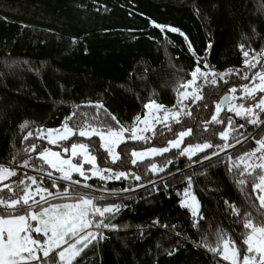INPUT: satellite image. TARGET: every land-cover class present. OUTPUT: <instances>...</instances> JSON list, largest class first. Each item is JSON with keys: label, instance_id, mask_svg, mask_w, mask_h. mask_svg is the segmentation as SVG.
Wrapping results in <instances>:
<instances>
[{"label": "trees", "instance_id": "1", "mask_svg": "<svg viewBox=\"0 0 264 264\" xmlns=\"http://www.w3.org/2000/svg\"><path fill=\"white\" fill-rule=\"evenodd\" d=\"M153 21L183 32L202 58L201 67L207 62L216 72L242 68L241 44L246 50H264V0H0V164L10 162L15 169L28 160L34 171L17 172L6 182L15 194L20 190L19 180L30 183L27 176H32L40 181L48 170L37 156L40 151L60 150L37 139V129H59L73 113L68 121L73 128L116 126L108 113L129 127L137 115L143 117L144 104L150 100L166 108L176 104V90L191 79L197 57L184 36L167 28L162 32ZM197 83L203 99L184 101L190 115L181 114L180 123L169 120L171 132L156 124L155 135L144 133L151 138L149 143H121L116 163L97 136L74 135L61 143V147L85 143L101 168L141 177L86 181L94 189L121 194L96 201L100 206L118 205L119 210L105 214L102 219L110 227L97 229L103 238L88 246L73 264H226L203 245H214L220 231L239 243L243 215H234L229 205L242 214L251 213L254 219H264L252 192V178L241 186L238 172L229 171V157L235 160L252 151L255 141L264 136V125L260 127L264 112L257 110L259 121L251 124L225 109L220 113L225 123L208 124L205 131V121L211 119L220 98L248 81L233 75L228 83L207 87H202V80ZM236 103L249 106L252 102ZM97 104L104 107L97 109ZM228 117L237 125L228 141L235 146L212 156L225 145L219 133L227 127ZM189 128L192 135L181 148L205 142L220 147L191 158L171 149L131 163L132 150L167 146L174 132ZM29 132L33 135L25 140ZM237 138L242 143L236 144ZM32 144L37 145L36 152L26 151ZM206 155L210 159H204ZM153 163L163 171H150ZM189 177L199 202L197 217L181 206ZM73 179L82 178L73 173ZM51 183L48 179V188L55 192ZM56 183L68 186L64 180ZM0 195L11 197L7 190Z\"/></svg>", "mask_w": 264, "mask_h": 264}, {"label": "snow or ice", "instance_id": "2", "mask_svg": "<svg viewBox=\"0 0 264 264\" xmlns=\"http://www.w3.org/2000/svg\"><path fill=\"white\" fill-rule=\"evenodd\" d=\"M154 27L160 28L163 32L165 28L171 32H179L188 42L189 51L196 58V67L189 73L191 79L180 85L176 90V104L172 108H166L156 101L150 100L144 104L147 110L143 117L137 115L133 124L129 127L121 125L114 115L111 120L115 121L116 126L107 124L106 127H96L90 124L78 128L70 127L68 121L72 115L68 116L59 129H37L36 138L46 140L48 144L60 148L59 151H53L51 148H44L37 156L48 166L50 171H46L48 178L52 179L50 191L48 187L41 186L36 177L27 176L31 184H25L23 179L17 183V188L23 185L22 195H16L15 190L10 184L4 183L11 177L17 176L14 168L0 164V192L7 190L13 192L11 197L0 195V264H73L78 257L92 241L103 238L102 233L95 232L92 229H101L110 227L102 219L107 213H113L119 210L118 205L100 206L96 203L97 199L104 197H95L89 193H81L79 188L91 189L92 186L86 181L92 177H99L101 180H120L127 179L129 175L139 180L141 177L124 171L114 172L109 168H101L92 154L91 149L85 143L73 142L70 146L61 147V142L69 141L74 135L91 139L93 136L99 137L100 146L111 157L112 163L120 159V154L116 148L127 140L150 142V137L145 136V132L151 131L155 135V125L163 124L168 131H173L168 121L180 123L181 114L190 115L184 105L185 100L195 101L203 99L201 94V85L198 81L216 84L217 77L228 83L225 77L233 75L239 76L240 79L248 81L240 86L232 87L228 93L221 97L215 104V112L211 119L205 121L204 130L207 131L208 124H223L224 119L220 113L225 109L228 112L235 113L236 116L246 119L247 123L257 124L259 121V112H264V50L256 52L255 50H246L243 44L239 45L240 51L244 57L242 68H229L224 72H216L207 62L201 67L202 58L198 57L191 42L187 36L180 32L179 29L171 26H164L152 22ZM250 51L253 53L250 55ZM203 69H207L204 71ZM258 69V70H256ZM256 70V71H253ZM251 74V75H250ZM180 89H183L181 91ZM188 89H191L189 92ZM241 94L237 96V92ZM240 101H251L249 106ZM97 109L104 106L95 105ZM207 107V106H205ZM175 109V110H173ZM107 113V109H104ZM161 113L163 115H161ZM143 125V127H141ZM27 127V122L21 125V128ZM242 128L244 125H239ZM237 125L232 117L227 118V127L219 133L220 139L225 141L221 148L234 147V144L228 143L230 132L235 131ZM129 133V135H125ZM33 135L29 132L24 139L27 140ZM174 139L167 141L164 147H149L143 151H131L132 164L137 161H143L153 156H162L171 149H179L180 155H188L189 158L197 152H203L205 149L220 147L205 142L203 144L189 145L181 148L185 138L192 135V129L182 130L173 133ZM242 143L241 139H236V144ZM257 147L252 151H246L238 156L235 160L229 157L231 163L229 171L236 170L241 177L238 183L241 186L247 184L248 179L252 178V192L255 199L259 202V208L264 210V138L255 141ZM37 145L32 144L26 151L36 152ZM70 155H67L69 154ZM212 155H218L214 152ZM204 159H210L205 156ZM256 161H259L257 163ZM170 163V161H169ZM85 165H90L85 168ZM22 167H30L29 161L25 160ZM44 171V169H40ZM150 171H163V168H157L156 164H151ZM53 173H59L58 177L53 178ZM73 173L78 174L81 180H74ZM90 173V175H89ZM107 173V175H106ZM56 179L69 182L68 186L58 185ZM36 185L35 189L32 186ZM75 185V187H72ZM191 178H188V186L183 192L181 206L188 207L194 217L198 216L199 202L192 192ZM128 189H125L127 191ZM38 197V199H37ZM53 200H63V203H53ZM232 213L236 216L243 215L240 241L231 237L228 233L220 231L216 234L215 244L204 243L208 251L219 257L226 264H264V219H254L251 213L242 214L238 208L229 205ZM264 215V212H262ZM100 218V219H97ZM202 218V217H201ZM194 226L198 223L194 222ZM172 253L170 252L169 255Z\"/></svg>", "mask_w": 264, "mask_h": 264}, {"label": "rangeland", "instance_id": "3", "mask_svg": "<svg viewBox=\"0 0 264 264\" xmlns=\"http://www.w3.org/2000/svg\"><path fill=\"white\" fill-rule=\"evenodd\" d=\"M189 92L191 91V89L190 90H188ZM147 111V110H146ZM264 125V123H262V125H260V127H262ZM141 127H143V125H141ZM262 138H264V136L262 137ZM261 138V139H262ZM62 143V142H61ZM49 146H53V145H50V144H48ZM230 148L228 147V148H226V150H229ZM54 151V150H53ZM216 153H221V152H223V151H221V148L220 149H218V150H216L215 151ZM230 153V152H229ZM228 153V154H229ZM70 154V153H69ZM69 154H67V155H69ZM212 156H216V155H212ZM211 156V157H212ZM154 157V156H153ZM257 163H259V161H256ZM41 163L43 164V161H41ZM2 165H5V166H8V167H11V163L10 162H8V163H5V164H2ZM29 165H30V163H29ZM44 166H46L47 167V169H48V166L47 165H45V164H43ZM85 166H87V167H90V165H85ZM12 168V167H11ZM15 170H16V168H15ZM20 171L21 172H31V173H34V171H33V169L31 168V165H30V167H27V168H23V169H20ZM20 171H17V172H20ZM47 171H50V169H48ZM89 175H90V173H89ZM59 176V173H53V178H55V177H58ZM42 178H44V181H43V184L41 185V186H43V187H48V185H47V182H48V179H50V178H48L47 177V175H46V172L45 173H43V175L41 176ZM13 177H11V178H9L8 180H5L4 181V183H6V182H8L10 179H12ZM97 178H99V177H97ZM79 180H81V184H83V183H85V181H83V179H79ZM50 181H52V179H50ZM61 181H63V180H60V179H56V182H61ZM40 181H38V183H39ZM64 182H66V183H68L69 184V182H67V181H64ZM25 184H31V182L30 183H25ZM73 187H75V185H72ZM35 187H36V185H33L32 186V189L34 190L35 189ZM23 188V185H21V187H20V189H22ZM80 189H84V190H88L90 193V195H92V196H95V197H97V198H99V197H104L103 199H105L106 197H108V198H111V197H116V196H118V195H121V194H119V193H117V192H113V191H111V192H106V191H101V190H98V189H94V188H91V189H88V188H83V187H81ZM50 190V189H49ZM55 190V189H54ZM51 191V190H50ZM10 194H11V196H13L14 194H13V192H9ZM23 193H22V191L21 190H19L18 191V193H16V195H22ZM123 195L124 194H126V193H122ZM37 199H38V197H37ZM53 203H63V202H65V201H63V200H53L52 201ZM186 208H188V207H186ZM189 209V211H190V214L192 215V211H191V209L190 208H188ZM199 212V211H198ZM193 216V215H192ZM194 217V216H193ZM197 217V216H196ZM93 231H95V232H97V229H95V228H93L92 229ZM96 240H94V241H92V243L93 242H95ZM91 243V244H92ZM91 244H89V246L91 245ZM86 249V248H85ZM84 249V250H85Z\"/></svg>", "mask_w": 264, "mask_h": 264}, {"label": "built area", "instance_id": "4", "mask_svg": "<svg viewBox=\"0 0 264 264\" xmlns=\"http://www.w3.org/2000/svg\"><path fill=\"white\" fill-rule=\"evenodd\" d=\"M235 76H236V75H235ZM230 78H231V76H230V77H225L224 79L229 81ZM216 79H217V83L220 82V81H223V80H220L219 77H217ZM223 82H224V81H223ZM217 83H216V84H217ZM211 85H213V84H211V83H207V82L203 81L202 87H207V86H211ZM214 85H215V84H214ZM227 151H228V150H226V148H225V149L223 150V152H221V153H226ZM21 165H22V164H20V165H18V166L16 167V171H20V169H23V168H24V167H22Z\"/></svg>", "mask_w": 264, "mask_h": 264}, {"label": "water", "instance_id": "5", "mask_svg": "<svg viewBox=\"0 0 264 264\" xmlns=\"http://www.w3.org/2000/svg\"><path fill=\"white\" fill-rule=\"evenodd\" d=\"M225 96V95H224Z\"/></svg>", "mask_w": 264, "mask_h": 264}]
</instances>
